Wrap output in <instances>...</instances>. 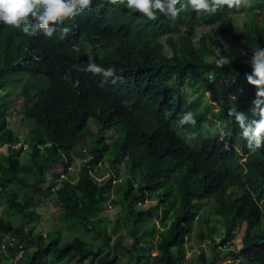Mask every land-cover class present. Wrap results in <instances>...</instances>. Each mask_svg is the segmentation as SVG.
I'll use <instances>...</instances> for the list:
<instances>
[{"label": "trees", "instance_id": "16d2710c", "mask_svg": "<svg viewBox=\"0 0 264 264\" xmlns=\"http://www.w3.org/2000/svg\"><path fill=\"white\" fill-rule=\"evenodd\" d=\"M243 2L239 9L224 7L215 14L189 7L175 19L158 13L149 21L126 4L93 0L90 10L62 25L71 29L63 40L59 32L50 38L42 32L28 36L0 23V78L18 76L16 84L0 91V144H7L0 160V209L8 215L0 217V242L4 236L15 239L5 243L9 253L21 244L19 264H121L116 262L119 252L125 264H218L223 257L264 264V147L251 152L239 125L227 115L229 107L236 104L239 111L241 101L256 94L246 80L250 58L222 68L215 63L228 49L240 52L243 39L264 48V0ZM239 12L252 15L231 22ZM201 25L208 29L197 46L190 35ZM174 27L188 32H174ZM224 37H229L228 49L222 46ZM89 56L102 67H115L123 81L104 83L102 76L78 70ZM231 74L243 94L235 101L215 97L214 84ZM25 92L17 108L24 124L19 137L7 118L14 98ZM204 92L217 106L205 108ZM188 111L196 125L179 126ZM207 116L221 122L222 138L218 131L201 136ZM250 118L259 119L253 113ZM106 131L112 132L109 142ZM82 148L92 161H122L120 181L111 184L109 177L96 183L83 166L64 179L53 173L39 187L53 164L73 163ZM241 188L247 192L231 199L230 191ZM144 196L154 203L136 206ZM41 199L62 209L56 217L61 228L90 233L100 243L79 234L62 242L58 230L33 233L28 225ZM204 199H212L213 206L199 213ZM108 201L120 211L113 224L100 227L94 220L97 208ZM214 220L221 222L224 238L213 237ZM233 221L244 224L238 246L227 242ZM204 241L208 255L184 258L185 249ZM6 260L0 255V264Z\"/></svg>", "mask_w": 264, "mask_h": 264}, {"label": "clouds", "instance_id": "9594fccd", "mask_svg": "<svg viewBox=\"0 0 264 264\" xmlns=\"http://www.w3.org/2000/svg\"><path fill=\"white\" fill-rule=\"evenodd\" d=\"M106 2L114 6L126 4L129 10L140 13L149 21H155L158 19V13L175 19L181 12L187 10L189 7L194 12L206 14H215L224 7L239 9L243 0H106ZM92 4L93 0H0V23L20 30L28 36H35L38 32H42L46 37L50 38L55 33L59 32V39L63 40L71 29L62 25H64L66 21L74 19L83 11L90 10ZM178 5L179 7H177ZM222 23L225 25L226 22L223 21ZM222 23H220L219 26H223L221 25ZM199 27L200 26L195 27L191 35L188 33L197 46L200 44L198 42L200 34L208 29V27L204 26L206 29L204 31H199ZM173 31L177 33H187L188 29L182 27L173 29ZM73 50L79 52V47L73 45ZM240 54L244 57L248 55L243 49H240ZM246 58H250L246 63L251 68V72L246 73V80L248 84L254 86L257 91L249 101H241L240 106L242 104L251 103L248 113H244L240 107L238 111L237 105L235 104L229 107L227 115L230 118H234L235 122L239 125L248 149L251 152H255L257 149L264 147V48L258 46L252 49L251 56ZM215 63L218 68H222L226 65H230L232 59H230L229 56L222 55L216 59ZM78 70L102 76L104 83L111 81L115 84L117 81H123V77L117 75L115 67H102L97 64L91 56L88 57L86 67ZM234 79L235 78H233V81ZM231 90H234V93H232ZM228 93V96L225 94H223V96L235 101L238 95L243 94V90L241 87L234 85L233 88L228 89ZM231 95L233 97H231ZM221 96L222 95L217 97ZM211 104L217 106L216 101L211 100ZM214 110L216 109L214 108ZM250 113H253L254 116H258L259 119H251ZM171 114L170 111L165 113L167 116ZM207 118L208 120L217 121L215 122L217 126L220 124V127L213 132L218 131L220 138H222L221 122L211 116H207ZM196 123V118L191 111L183 113L179 118V126L181 127L186 124L194 127ZM213 132L208 134L201 133V136H206Z\"/></svg>", "mask_w": 264, "mask_h": 264}, {"label": "rangeland", "instance_id": "374dc122", "mask_svg": "<svg viewBox=\"0 0 264 264\" xmlns=\"http://www.w3.org/2000/svg\"><path fill=\"white\" fill-rule=\"evenodd\" d=\"M243 4H247L246 2H243ZM252 14L250 13H244V12H239L238 15H234L230 18L231 22L233 21L234 23H240L241 20L244 18H247L248 16H250ZM224 23H222L221 25H223ZM173 29H178V28H173ZM206 28L204 26H200L198 28L199 31H204ZM224 41V45L223 48H230L231 45L229 43V37H224L223 38ZM238 47L239 49H243L245 50L248 55L246 57L251 56L252 54V49L258 47L257 45H253L251 42L243 39L240 40V42L238 43ZM248 48V49H247ZM226 56H229L230 59L232 60H237L241 57H243V55L240 54V52L238 50H236L235 48L233 49H228L226 50ZM227 79H223L220 82H216L214 84V96H220V95H229L228 93V89L233 88L234 84L232 83L233 81V75L231 74V76H227ZM18 81V76H12L9 74H5L0 78V83H1V88L0 91L3 92L5 90L8 89V86L10 84H16ZM27 97V93H22L19 94L17 97L14 98V104H13V108L11 106V114L8 116V126L10 127V129L12 130L13 133H15L16 135H18L19 137H21L22 133H23V121L21 118V112L17 111V108L20 107L22 105V102H24V100ZM231 97H233L231 95ZM203 100V102L205 103V108L207 109V105L211 106V96L208 92L204 93V97L201 99ZM215 101V100H213ZM209 103V104H208ZM215 106V105H212ZM251 107V103L248 104H242L240 106V109L244 112V113H248V111L250 110ZM217 121H212V120H208V122H204L202 124V128H201V133L202 134H208L213 132L215 129L220 127V124L217 126V124L215 123ZM217 126V127H216ZM91 129L94 130V127L91 126ZM115 132V136L120 138L121 137V133L120 131H118L116 128L114 129ZM111 131H106L104 133V139L105 141L109 142L110 141V135H111ZM106 162H108L109 164L110 161L108 158H104ZM114 165L117 166V174L121 175L124 174V163L122 161H117L115 163H113ZM123 171V172H122ZM49 179V174L46 173V176L40 180L39 182V187H44L47 183V180ZM247 192L245 188H241V189H233L232 191H230V195L232 196L231 199L235 198V196L241 194V193H245ZM154 200H152L153 202ZM213 200L212 199H204L201 200L200 203L197 206V211L199 213L201 212H206L207 213L209 211H211V207ZM168 204V203H167ZM107 205H110L109 207ZM35 209L37 211V216L35 217V220H33L28 227L31 228V231L33 233H37L40 232L41 234H46L47 232H54L56 230L60 231V241L64 242L66 240H68L72 234H79L81 236H83V238L87 241H92L93 243H100V239L97 237H94L92 234L78 230V229H70V230H66L61 228L57 222H56V217L59 215L60 212H62V209L58 206L53 205L50 202H46L44 200H40L37 201V203L35 204ZM119 206L118 205H112L109 201L106 203H102L100 204V206L97 208V212H98V218L94 219L95 222H97L96 224L100 227H109L111 224L114 223L115 217L117 216V214L119 213ZM95 214V213H94ZM7 213L1 211L0 209V217L2 218H7ZM214 226L217 228V232L213 235L214 238L216 239H220V238H224L225 234H224V230L221 227V222L214 220L213 222ZM243 227L244 224L243 223H236L235 221L232 222L231 226L228 228V239L229 242L233 243L235 246L239 245V239L240 236L242 234L243 231ZM222 235V236H221ZM192 237V235L190 236ZM188 243V242H187ZM207 249L206 253L209 254V243H202L199 245V247L197 246L195 249L196 254H199L201 251H203V249ZM205 253V254H206ZM206 254V255H208ZM226 257L221 258L220 260L217 261V263H221L225 260ZM126 256L125 254H123L122 252H119L116 255V262L117 263H121V264H125L126 263ZM230 260V259H229ZM234 264H238L236 261V259L232 260ZM4 264H7L4 263ZM75 264V263H73ZM83 264H95L94 261H88L86 263ZM147 264H154L151 261H148ZM226 264V263H225Z\"/></svg>", "mask_w": 264, "mask_h": 264}, {"label": "built area", "instance_id": "2783aa9c", "mask_svg": "<svg viewBox=\"0 0 264 264\" xmlns=\"http://www.w3.org/2000/svg\"><path fill=\"white\" fill-rule=\"evenodd\" d=\"M24 147H25V144H22V148H24ZM6 150H7V144L6 143L0 144V160L6 154ZM83 166L86 168L87 174L90 175L96 183H100L104 179H107L109 177H110V183L111 184H114L115 182L120 181V179H121L120 176L114 174V168H117L116 165L109 164L108 162L101 160V159H97L96 161H92V154L88 155L84 148H82L80 150V154L74 158L73 163H69V162L64 161L63 164H53V167L56 169V171L58 173L59 179H64L67 176H73V175L75 176L77 171L79 169H81V167H83ZM46 202H49V201L46 200ZM149 203H151L150 198H148L147 196H144L142 201L136 202V206L147 205ZM107 206L109 207L110 205H107ZM42 235L44 236V234H42ZM8 241H11L12 243H14L15 239L12 237H7V236L3 237V239L0 242V255H3V256L5 255L7 257L6 261L8 264H18L20 258L22 257V255L24 253V250L21 247V244H17V247H16V249H14L13 253H9L5 248V243ZM217 247L219 248V246H217ZM206 250L207 249L205 248L200 253L206 255V254H208V253H206L207 252ZM185 257L187 258L186 255H185ZM231 260H232L231 257L225 258V260L223 262L218 263V264L229 263Z\"/></svg>", "mask_w": 264, "mask_h": 264}, {"label": "crops", "instance_id": "0c3cea01", "mask_svg": "<svg viewBox=\"0 0 264 264\" xmlns=\"http://www.w3.org/2000/svg\"><path fill=\"white\" fill-rule=\"evenodd\" d=\"M47 174H49V179L51 178V176H52V174L53 173H57V171H56V169L52 166V167H50L48 170H47V172H46ZM46 176V175H45ZM48 179V180H49ZM47 180V181H48ZM153 199H151V201H152ZM154 203V201L153 202H151V203H149V204H147V205H142V206H150L151 204H153ZM142 206H140V207H142ZM156 225H157V227H158V229L159 230H161L162 228L161 227H159L158 226V224L156 223ZM227 242H229V240L227 241ZM203 243H208V241H204ZM198 247H199V245H197ZM197 246H194L193 248H189V249H185V252H184V258H186L185 257V255L187 256V258H186V260H191V261H194V259H196V256L198 255V254H196V253H194L193 254V252H195V249H196V247ZM220 246H222V245H220ZM219 246V247H220ZM209 250V249H208ZM200 254V253H199ZM206 256V255H205ZM235 262H237V260L235 261ZM19 264V263H18Z\"/></svg>", "mask_w": 264, "mask_h": 264}]
</instances>
